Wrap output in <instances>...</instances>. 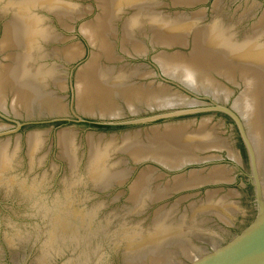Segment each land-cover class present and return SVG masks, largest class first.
Instances as JSON below:
<instances>
[{
    "label": "water",
    "instance_id": "water-1",
    "mask_svg": "<svg viewBox=\"0 0 264 264\" xmlns=\"http://www.w3.org/2000/svg\"><path fill=\"white\" fill-rule=\"evenodd\" d=\"M208 178L213 264H264V0H175Z\"/></svg>",
    "mask_w": 264,
    "mask_h": 264
}]
</instances>
